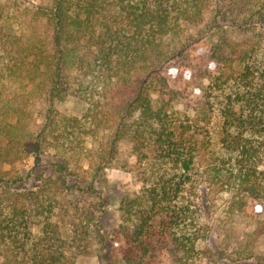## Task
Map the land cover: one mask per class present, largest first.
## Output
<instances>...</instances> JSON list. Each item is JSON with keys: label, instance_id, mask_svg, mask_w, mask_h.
<instances>
[{"label": "trees", "instance_id": "trees-1", "mask_svg": "<svg viewBox=\"0 0 264 264\" xmlns=\"http://www.w3.org/2000/svg\"><path fill=\"white\" fill-rule=\"evenodd\" d=\"M216 3L52 0L31 35L0 0V264H264V0Z\"/></svg>", "mask_w": 264, "mask_h": 264}, {"label": "rangeland", "instance_id": "rangeland-1", "mask_svg": "<svg viewBox=\"0 0 264 264\" xmlns=\"http://www.w3.org/2000/svg\"><path fill=\"white\" fill-rule=\"evenodd\" d=\"M5 1L11 9L9 10V21L12 22L16 30L25 31L31 35L37 34L43 22V19H35L32 17V8L35 11L40 10V8L48 7L52 0H1ZM236 0H217V8H220L222 11H227L230 16H239L242 17V13L239 12V8L236 5ZM260 10L264 11V7H261ZM35 13V12H34ZM14 14V15H12ZM240 14V15H238ZM260 30H264V20L260 22ZM202 85H208V79H202ZM54 106L61 112L67 114H77L78 107L73 99L66 98L64 100L55 101ZM185 103L181 100L174 102L172 109L174 112H182L184 110ZM33 163L32 158L24 160L22 163H19L18 166L29 167ZM106 192L108 195V203L101 212L100 215V229L103 234H110L112 230L120 221L119 211H118V202L126 194L135 192L140 187V182L135 180L132 173L124 168L117 166L109 167L106 169ZM211 223L214 225L217 224L215 220H211ZM234 229L236 234L242 233V228L245 226L252 227L251 225H244L241 222H234ZM215 236L219 239L218 233ZM257 251L264 252V240L262 238L257 241ZM75 264H99L97 256L91 255L88 257L79 258ZM153 264H173L172 261L168 258L166 254L158 258Z\"/></svg>", "mask_w": 264, "mask_h": 264}]
</instances>
